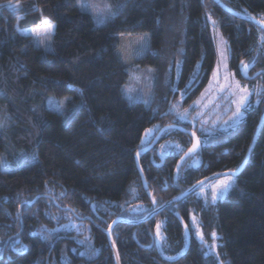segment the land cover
Wrapping results in <instances>:
<instances>
[{"label": "trees", "instance_id": "obj_1", "mask_svg": "<svg viewBox=\"0 0 264 264\" xmlns=\"http://www.w3.org/2000/svg\"><path fill=\"white\" fill-rule=\"evenodd\" d=\"M117 1L96 27L77 0H0V264H115L106 235L114 220H140L203 178L237 170L247 154L264 113V31L213 0ZM219 1L264 20V0ZM209 17L227 42L229 70L248 87L259 83L261 94L236 128L205 140L193 131L195 171H183L190 158L176 170L190 135L164 132L162 141L180 151L162 167L152 165L153 153L140 158L146 191L135 156L152 136L140 140L146 129L192 131L171 118L174 67L181 62V80L207 81L216 61ZM43 18L56 26L48 51L25 31ZM241 61H255L246 76ZM132 66L154 70L147 105L123 92ZM49 97L67 98L63 112L48 109ZM234 179L214 203L195 191L148 222L114 225L120 264H264V123ZM177 216L190 242L171 262L187 245Z\"/></svg>", "mask_w": 264, "mask_h": 264}, {"label": "rangeland", "instance_id": "obj_2", "mask_svg": "<svg viewBox=\"0 0 264 264\" xmlns=\"http://www.w3.org/2000/svg\"><path fill=\"white\" fill-rule=\"evenodd\" d=\"M83 3L94 4L98 9H103L105 0H82ZM110 4V13L106 19H100L99 13L94 12L93 9L89 8L87 10H82L77 6L80 11L87 12L92 16L93 22L96 27L104 25L108 20L115 15V6L117 0H107ZM212 21L209 20L208 23L211 29L212 38L214 42V48L216 53V61L213 70L208 77L207 81L199 87L200 79L195 77V74L190 76L187 81L181 80V62L177 66L178 62L174 67V83L172 86L173 96L170 102V109L173 104H178L179 106L172 110L173 116L172 121L178 122L179 124L189 125L192 131H197L202 134V139H209L212 135L225 132L236 128L242 121L244 115L239 119L233 117L235 112V105L231 102L233 97L230 96L232 91L229 85L235 84L239 81L243 86L242 82L234 76V74L229 70V52L227 42L223 35L220 33L219 28L215 22L213 26ZM33 44L45 51L50 50V41L44 38H35ZM226 64V70H225ZM200 63L198 62L196 70H199ZM150 70V71H149ZM214 70H217L218 74L214 76ZM129 76L127 82L123 86V92L130 102H142L147 105L153 96V87L155 83L154 70L149 67H138L132 66L128 70ZM211 81V83H210ZM221 85L224 87L222 88ZM247 86V85H246ZM248 87V86H247ZM126 88L133 89L131 93L125 91ZM253 90L252 95H256L255 91L260 89V84H254L252 87H248ZM203 94V95H202ZM132 95L133 97H139L137 99L130 100L128 97ZM251 95V96H252ZM251 96L249 99H251ZM147 101V103H145ZM67 98H54L49 97L47 99V107L55 112H63L65 109ZM257 102V97L255 98V103ZM63 105V107H59ZM187 115L183 120L179 119L177 113H185ZM178 126V125H175ZM165 127V126H164ZM170 131V130H168ZM170 151L172 153H178L180 151V146L174 141H167L162 143L160 150ZM227 177V176H226ZM226 177H221L212 180L200 187L196 191V196L202 199L212 200V187L223 182ZM234 179V178H233ZM235 183V179H234ZM232 186L228 189L227 193L217 200L224 199L228 192L231 190Z\"/></svg>", "mask_w": 264, "mask_h": 264}, {"label": "snow or ice", "instance_id": "obj_3", "mask_svg": "<svg viewBox=\"0 0 264 264\" xmlns=\"http://www.w3.org/2000/svg\"><path fill=\"white\" fill-rule=\"evenodd\" d=\"M78 6L82 9V10H87L89 8L93 9L94 12H98L99 13V17L100 19H106L108 16L111 15L110 13V4L107 2V0H105L103 9H98L96 5L94 4H88V3H83L82 0H78ZM9 8H12L13 6L11 5V3H9L8 5ZM16 7L18 8L19 5L17 4ZM41 15L43 16V14L41 13ZM209 20H211V17H209ZM259 23L261 24V31H264V20L259 21ZM213 26H215V21H212ZM56 30V26L54 23H52L49 19L47 18H43L40 22V24L36 25L34 28L30 29V30H25V31H31V33L34 36L37 37H41L44 38L48 41L51 40L52 36L54 35ZM17 31H21L19 29V27L17 28ZM23 34V33H22ZM261 40L264 41V36L261 37ZM255 61H250L249 63H245L244 61H241V72L246 76L247 70L252 66V64ZM177 66H179V62L177 64ZM226 64H225V70H226ZM150 71V70H149ZM218 72L217 70H214V76L217 75ZM261 75V74H258ZM250 79V78H249ZM211 83V81H210ZM221 87L223 88L224 86L221 85ZM229 88L232 89V91L230 92V96L233 97V99L231 100V102L235 105V112L233 113V117L235 119H239L240 117H242L244 115V111L251 106V101H250V96L253 94V90H250L246 85H241L239 81H236L234 86L233 85H229ZM125 91L127 93H131L133 91V89L130 88H126ZM260 89H257L255 91V94L257 96H260L261 94ZM203 95V94H202ZM130 100L132 99H137L139 98L137 97H133L132 95H129L128 97ZM260 100H257V103H260ZM145 103H147V101H145ZM179 105L178 104H173L171 106L170 110H175ZM59 107H63V105H60ZM179 119L183 120L185 118V116L187 115V112L185 113H177ZM159 129L153 128V129H146L145 130V137L152 135L155 131H158ZM193 137H194V142L191 146V148L188 149V153H186V155L192 154L196 151V149L199 146V141L195 139V133H193ZM145 141L142 138L141 143L143 144ZM163 152V148L161 150ZM137 155H139V153H137ZM182 160L184 159V157L181 158ZM179 167V166H178ZM237 175V172L235 170H233V172L231 173V175L227 176L222 183L217 184V185H213L212 187V202L214 203L218 198H221L223 195H225L228 191V189L232 186V184L234 183V177ZM201 184L203 182H200ZM153 203L155 204L156 201L155 199L153 200ZM113 223H116V221H114ZM111 225H109V229H111ZM159 225H157V240H159ZM52 232L55 231V229L51 230ZM197 235L200 236L201 239H203V235L199 232H197ZM109 236H111V231H109ZM212 238L213 240H215L216 237V233H212ZM25 248L27 247L26 245L24 246ZM211 248L213 251H215L216 248V244L213 243L211 245ZM171 259V258H169Z\"/></svg>", "mask_w": 264, "mask_h": 264}, {"label": "water", "instance_id": "obj_4", "mask_svg": "<svg viewBox=\"0 0 264 264\" xmlns=\"http://www.w3.org/2000/svg\"><path fill=\"white\" fill-rule=\"evenodd\" d=\"M214 3L216 5H218L221 9H223L224 11H226L227 13L231 14L232 16L234 17H237L241 20H244L246 22H249V23H252L254 24L255 26L259 27L261 29V24L259 23L258 20H255V19H252L250 17H246V16H242V15H239V14H236L234 13L233 11H231L230 9H228L225 5H223L219 0H213ZM264 123V113L262 114L261 118H260V121H259V124L256 128V131H255V134H254V137L252 139V142L249 146V149L247 151V154L242 162V164L240 165V167L235 170L237 172V175L235 177H237L241 172L242 170L244 169L245 165L247 164L248 160H249V157H250V154H251V151H252V148L254 146V143L257 139V136L259 134V131L262 127ZM168 130H173V131H176V132H182V133H185L187 135H190V137L192 138V143H191V146L194 142V137H193V131H188L186 129H184L183 127L181 126H175V125H170V126H165L163 127L157 134L156 136L154 137L153 141L151 142V144L147 147H144L143 149L139 150L137 153H139V155L136 154L135 156V162H136V168H137V171L140 175V179H141V182H142V185L144 187V189L147 191L148 187L146 185V180L144 178V175H143V172L141 170V167H140V158L146 154L147 152L151 151L152 148L157 144L158 140L160 139V137L162 136V134ZM154 133L150 136H147L145 137V132L143 133V136L142 138L144 139V141L146 142L147 139H149L151 136H153ZM142 138L140 140V145H143L141 143L142 141ZM195 139L199 141V138L197 137V135L195 134ZM200 142V141H199ZM190 146V148H191ZM199 146H200V143H199ZM199 146L198 148L196 149V151L194 153H196L199 149ZM186 153H188V151H186ZM186 153L184 155H182V157H184V159H180L178 161V164L176 166V170H178V166L190 155L194 154H189V155H186ZM181 157V158H182ZM198 165V160H195L192 162V168H196V166ZM233 171H228V172H222V173H218V174H213V175H210L200 181H198L197 183H195L193 186H191L190 188H188L187 190H185L184 192H182L181 194H179L178 196H176L175 198L165 202L164 204H162L161 206L157 207L156 209H154L153 211H151L149 214H147L144 218L140 219V220H136V221H128V220H124V219H116L114 221H116V223H111V226L113 227L114 225H116L117 223H128V224H140V223H145V222H148L149 220H151L153 217H155L156 215H158L161 211H163L165 208L171 206L172 204H175L181 200H183L184 198H186L187 196L191 195L192 193H194L196 190H198L202 185L212 181V180H215V179H218V178H221V177H226V176H229L231 175ZM234 177V178H235ZM200 182H203L202 184ZM178 217V220L184 230V233L186 235V238H187V245H186V248L185 250L183 251V253L181 255H179L178 257H176L175 259H172L170 260L171 262H174L176 260H178L182 255H184V253L187 251L188 249V246H189V242H190V233H189V230H188V227L186 225V223L183 221V219L180 217V216H177ZM112 227L111 229H108V231H106V235H107V239H108V244L111 248V251H112V254H113V257H114V262L115 264H120V261H119V258H118V254H117V251H116V248H115V245L113 243V240H112V237L109 236V231L112 230Z\"/></svg>", "mask_w": 264, "mask_h": 264}, {"label": "flooded vegetation", "instance_id": "obj_5", "mask_svg": "<svg viewBox=\"0 0 264 264\" xmlns=\"http://www.w3.org/2000/svg\"><path fill=\"white\" fill-rule=\"evenodd\" d=\"M156 133L157 132H155V134H154V136H152L149 140H148V142H147V144L145 145V147H147V146H149L150 144H151V142L153 141V139H154V137H155V135H156ZM163 137V135L160 137V139L158 140V142H157V144L152 148V150L151 151H149V153H153V155H152V157L150 158V161H151V163H152V165H154V166H156L157 165V163L158 162H160L159 164H158V166L159 167H162V166H165L166 165V163L169 161V160H172V158H173V156L175 155V154H178V153H172V152H170V151H161L160 150V146L162 145V143H165L164 141H162V138ZM190 137V136H189ZM153 150H154V152H153ZM186 151H187V149L185 150V152L183 153V154H185L186 153ZM182 154V155H183ZM195 154V153H194ZM181 155V156H182ZM181 156H179V159L181 158ZM171 158V159H170ZM188 158H190V161H188L184 166V168H183V171L184 172H186V171H188L189 170V166H190V168L193 170V171H195L196 169H197V166H196V168H192L191 167V165H192V162L193 161H195L196 160V157H194L193 156V154L192 155H190V156H188L186 159H188ZM179 159H178V161H179ZM185 159V160H186ZM184 160V161H185ZM204 179V178H203ZM200 189V188H199ZM197 191V190H196ZM195 193V192H194Z\"/></svg>", "mask_w": 264, "mask_h": 264}]
</instances>
